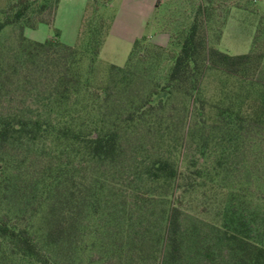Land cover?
<instances>
[{"label": "trees", "instance_id": "1", "mask_svg": "<svg viewBox=\"0 0 264 264\" xmlns=\"http://www.w3.org/2000/svg\"><path fill=\"white\" fill-rule=\"evenodd\" d=\"M59 1L17 0L0 10V32L20 28L15 46L0 48V264H73L85 217L102 207L118 217L117 199L124 211L119 240L112 250L100 245L108 260L123 251L136 264H264V215L261 229L254 227L235 201L217 199L225 193L219 175L234 153L264 141L263 51L207 48L198 5L162 74L150 75L149 59L164 49L138 37L125 64H110L107 83L93 87L79 71L76 46L23 35L25 27L49 24ZM92 43H85L90 58L99 52ZM208 67L247 88L241 104L205 114L198 91ZM142 79L151 84L137 96L133 86ZM179 95L200 109L184 167V139L172 137L163 118L173 117L169 101ZM144 125L157 129L158 146L126 149L132 130ZM200 190L214 192L211 209L221 223L189 224L185 196Z\"/></svg>", "mask_w": 264, "mask_h": 264}, {"label": "rangeland", "instance_id": "2", "mask_svg": "<svg viewBox=\"0 0 264 264\" xmlns=\"http://www.w3.org/2000/svg\"><path fill=\"white\" fill-rule=\"evenodd\" d=\"M16 1L0 0V10ZM141 3L148 5L151 11L143 18L138 37L164 49L163 52L159 50V53L153 48L156 52H151L155 56L149 59L154 63L150 75L162 74L166 70L170 64L166 59L167 53L171 55L177 50L178 41L187 30L198 5L204 9L200 18L203 20L207 48H217L228 54H243L255 46L257 50L263 51L264 64V0H60L49 24L38 23L33 28H23L22 32L30 40L57 38L62 43L76 46L82 52L79 71L84 77H89L91 86L100 87L108 81L110 64L123 66L126 62L134 41L131 42L130 38L139 28L137 8ZM44 15L47 17L46 12ZM19 32L17 25L4 27L0 32V48L3 50L4 47L15 46ZM89 38L93 41L91 47L99 46L98 55L92 58L88 52L90 48L85 45ZM150 84L143 79L136 82L133 86L134 94H146ZM246 89L237 78L216 67H208L200 81L198 97L203 100L205 114L214 116L217 106L223 107L230 103L238 105ZM124 97L126 94L123 92ZM186 102L187 99L180 95L173 97L169 103L176 108L173 109L174 115L163 117L168 121L166 131L172 137L184 139L185 149L180 161L182 167L187 163L186 152L195 149L190 140V127L200 110ZM132 131L126 149L140 150L158 146H154L159 136L152 125H144ZM167 137H170L168 132ZM219 182L225 186V193L218 194L217 199L235 201L240 212L253 222L256 220L254 227L261 229L258 214L264 215V141L260 144L249 141L234 153L232 163L219 175ZM233 189L236 192L233 193ZM185 199L184 211L189 224L221 223L222 217L215 216V211L211 209L214 192L200 190L186 195ZM117 200L118 217H113V214L108 216L109 210L105 207H102L98 216L85 217L80 247L83 250L73 264H136L133 260L130 262L129 253L123 254V251H120V255L111 254L108 260L104 258L100 246L112 250L111 242L119 240L117 237L121 233L119 228L124 211L123 204ZM147 213L149 211L142 213L144 223H147ZM108 218L115 219L116 223ZM106 231L110 233L109 236ZM91 242L94 244L91 245ZM99 256L100 261L89 262Z\"/></svg>", "mask_w": 264, "mask_h": 264}, {"label": "crops", "instance_id": "3", "mask_svg": "<svg viewBox=\"0 0 264 264\" xmlns=\"http://www.w3.org/2000/svg\"><path fill=\"white\" fill-rule=\"evenodd\" d=\"M138 9V18L139 20V28L137 29L136 33L130 38L131 42L140 35V31H141V26L143 23V18H146V16L148 15L149 11H151V9H148V5L146 4H142Z\"/></svg>", "mask_w": 264, "mask_h": 264}]
</instances>
